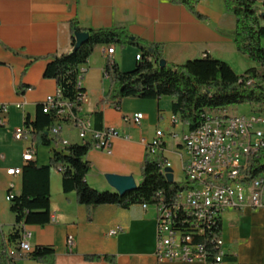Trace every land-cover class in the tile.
I'll return each mask as SVG.
<instances>
[{"label": "crops", "instance_id": "obj_1", "mask_svg": "<svg viewBox=\"0 0 264 264\" xmlns=\"http://www.w3.org/2000/svg\"><path fill=\"white\" fill-rule=\"evenodd\" d=\"M174 1L0 0V104L9 107L6 125L0 127V232L6 239L16 226L9 195L19 196L23 189L22 176H9L7 170L27 165L23 155L30 146V142L16 141L14 132L24 127L27 118L34 122L38 106L47 97L56 95L57 83L45 79V72L53 56L71 51L73 21L85 30L125 26L132 37L164 46L167 64L183 65L210 56L229 64L238 75L260 68L238 53L234 41L236 18L227 12L224 0L201 1L197 11L204 19ZM261 2L264 0H259V6ZM108 49L97 47L81 68L84 72L81 86L87 97L83 112L91 120L93 130L118 133L111 141V155L94 148L88 153L86 160L91 169L87 183L97 191L115 193L105 179L112 174L132 176L139 186L146 144L158 130L165 137L163 158L171 164L173 174L175 171L182 174L186 154L180 138L174 139L171 134L181 135L189 129L183 124L173 126V100L127 98L115 106L106 65L113 61L122 71H132L140 51L115 46V53L109 56ZM135 114L144 115L140 126L131 121ZM62 137L72 144H82L77 133L67 128ZM41 147L36 145L35 162L47 166L51 148ZM50 189L52 222L27 229L32 234L29 240L32 250L52 248L55 264H110L104 257L114 258L116 264H185L157 260L154 208L101 206L89 221L88 211L77 203L76 194L64 193L58 170L51 172ZM117 229L121 231L112 235ZM221 230L226 251L224 264H264V210H229L223 215ZM70 240L72 245L68 244ZM18 249L17 244L8 242L10 255L16 256ZM86 257L101 259L87 261ZM14 264L38 263L16 258Z\"/></svg>", "mask_w": 264, "mask_h": 264}, {"label": "trees", "instance_id": "obj_2", "mask_svg": "<svg viewBox=\"0 0 264 264\" xmlns=\"http://www.w3.org/2000/svg\"><path fill=\"white\" fill-rule=\"evenodd\" d=\"M203 0H175L199 19H204L197 7ZM227 12L236 18L234 41L239 54L248 57L260 66L238 75L233 68L210 56L189 61L183 65L167 64L165 48L158 44H149L132 37L125 26L113 29L85 30L77 21L71 27V51L68 54L55 55L51 58L45 79L57 83L63 99L76 107L80 106L78 77L82 66L86 65L95 49L99 46L134 47L142 54V60L136 63L132 71L124 72L119 66L108 61L105 74L111 85L110 96L115 105L127 98L143 100H173L172 112L190 131L199 128L207 114L216 118L228 119L225 115L233 107L250 106L254 112H264V4L259 0H224ZM87 33L89 40L77 51L76 34ZM76 111V109H75ZM218 114V115H217ZM217 115V116H216ZM27 125L33 129V141L39 146L51 148V159L47 166L30 162L23 168V189L19 196L11 199V212L15 215L14 232L6 239L0 232V264H14L16 258H28L38 264H55L56 254L52 248L41 247L28 254L20 249L16 256L10 255L8 242L19 244L21 234L18 227L46 226L51 219L50 177L53 170L62 174V187L66 194L75 193L77 203L88 211L91 221L95 209L101 206H116L128 209L134 205L153 206L161 202L170 204L177 193L183 189L182 183H170L162 174L164 162H158L148 155L141 166L142 183L124 196L112 192H100L89 186L87 175L91 165L86 157L93 149L91 143L73 144L60 149L48 130L54 124V116L37 108L36 119ZM264 172V153L252 162L251 176ZM8 241V242H7ZM100 257H86L87 261H98ZM110 264H116L112 257H104Z\"/></svg>", "mask_w": 264, "mask_h": 264}, {"label": "built area", "instance_id": "obj_3", "mask_svg": "<svg viewBox=\"0 0 264 264\" xmlns=\"http://www.w3.org/2000/svg\"><path fill=\"white\" fill-rule=\"evenodd\" d=\"M261 2L260 6H263ZM115 46L109 47L112 56ZM136 56V62L142 60ZM84 72L80 69L78 88ZM80 106L76 107L63 99L58 89L55 96H49L41 104L43 112L54 116V124L48 130L57 147L64 149L73 145L62 137L67 128L77 133L83 143L89 142L94 149L112 154L111 141L118 137L115 130L95 131L91 120L84 114L87 97L80 94ZM116 106V105H115ZM21 109L22 106H17ZM76 109V111H75ZM9 107L0 104V127L7 122ZM143 114H135L132 122L140 126ZM129 120V119H128ZM173 126L181 125L178 116L172 117ZM33 129L27 125L16 129L14 138L19 142H30L25 149L23 161L26 164L36 160V143L32 140ZM174 139L181 140L186 158L183 159L185 182L173 202H163L147 206L156 212L157 247L155 256L159 262H179L185 264H224L226 251L222 236V219L225 212L239 209L264 210V172L251 176L252 162L264 153V112H252L246 116H233L232 121L206 115V122L194 131L184 134L172 133ZM164 132L158 130L154 139L146 144L147 155L158 162H164L162 174L166 177L171 164L163 158L165 149ZM22 168L7 170L9 176H22ZM13 195H9L11 201ZM21 241L18 248L23 254L32 252L29 243L32 237L27 226L18 227ZM121 230L111 232L117 235ZM69 245L73 242L70 240Z\"/></svg>", "mask_w": 264, "mask_h": 264}, {"label": "water", "instance_id": "obj_4", "mask_svg": "<svg viewBox=\"0 0 264 264\" xmlns=\"http://www.w3.org/2000/svg\"><path fill=\"white\" fill-rule=\"evenodd\" d=\"M89 40V34L87 33H78L76 34V47L75 51H77L83 44H85ZM162 68L167 66V62L162 60L160 63ZM167 175L166 178L170 183L175 182L174 174L171 168L166 169ZM107 183L111 188L115 190V192L121 196H124L128 192H132L138 188V185L135 179L132 176H118L107 174L105 176Z\"/></svg>", "mask_w": 264, "mask_h": 264}, {"label": "rangeland", "instance_id": "obj_5", "mask_svg": "<svg viewBox=\"0 0 264 264\" xmlns=\"http://www.w3.org/2000/svg\"><path fill=\"white\" fill-rule=\"evenodd\" d=\"M262 45L264 46V38L262 39ZM117 48L119 49L120 47L117 46ZM252 112H254V110L250 106L245 105V106L233 107L227 113H225V115H227L228 117H232V115L233 116H235V115H237V116H239V115L240 116H244V115L248 116ZM179 133H181V131H179ZM41 148H42V150H47L46 147L42 146ZM174 180H175L176 183L185 182V177H184L183 172H182V174H179L178 171H175L174 172Z\"/></svg>", "mask_w": 264, "mask_h": 264}, {"label": "bare ground", "instance_id": "obj_6", "mask_svg": "<svg viewBox=\"0 0 264 264\" xmlns=\"http://www.w3.org/2000/svg\"><path fill=\"white\" fill-rule=\"evenodd\" d=\"M225 121H232V117H228V119H225ZM204 122H206V120Z\"/></svg>", "mask_w": 264, "mask_h": 264}]
</instances>
